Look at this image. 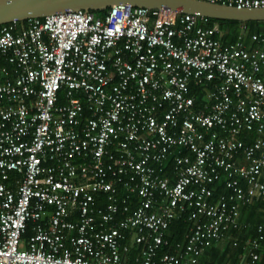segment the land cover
Instances as JSON below:
<instances>
[{
  "label": "built area",
  "instance_id": "1",
  "mask_svg": "<svg viewBox=\"0 0 264 264\" xmlns=\"http://www.w3.org/2000/svg\"><path fill=\"white\" fill-rule=\"evenodd\" d=\"M208 19L117 4L0 24V264H131V244L134 264H195L246 228L247 186L264 197V36L223 42ZM182 213L190 229L161 254ZM262 227L233 264L264 259Z\"/></svg>",
  "mask_w": 264,
  "mask_h": 264
},
{
  "label": "water",
  "instance_id": "2",
  "mask_svg": "<svg viewBox=\"0 0 264 264\" xmlns=\"http://www.w3.org/2000/svg\"><path fill=\"white\" fill-rule=\"evenodd\" d=\"M117 4L197 13L213 19L264 21V8H244L206 0H0V24L41 18L68 10L107 11Z\"/></svg>",
  "mask_w": 264,
  "mask_h": 264
},
{
  "label": "trees",
  "instance_id": "3",
  "mask_svg": "<svg viewBox=\"0 0 264 264\" xmlns=\"http://www.w3.org/2000/svg\"><path fill=\"white\" fill-rule=\"evenodd\" d=\"M93 13L96 16H103L106 13V10L93 11ZM26 22L27 20L17 21L18 24H26ZM214 24L218 25V27L220 28L222 32L221 40L223 42L236 41L241 35L246 36L250 34H262L264 36V21L239 22L236 20L209 18L207 26H212ZM243 27H246V29L242 30ZM208 87L209 86L207 85L205 87L193 88V93L196 99V103H195L196 106H199L201 103L206 101V90L205 89H207ZM172 167H173V159H172V156H170L166 158V160L163 162L162 169L164 173H166L167 175H172ZM242 185L244 187V182H242ZM211 187L213 188L212 200L218 198L220 195H227L229 193V190L225 186L224 176H222L219 180L213 183ZM103 199L104 198H100L98 199V201L96 200V204L98 206H103L105 204ZM135 199H136V196L134 195V200ZM245 205H248V204H245ZM242 206H240V211H241ZM188 214L189 213H182L180 214L178 218L174 219L171 222L165 234V238L169 241L171 245V249H169V247H164L160 251L161 254L165 252L166 250L172 251L173 253L177 251L174 246L176 245V243L182 240V238L185 236V234L188 232L191 226V222L188 220ZM31 234H32V228H31V223L29 222L25 229V232L22 234V240L24 242L27 241L28 238L31 236ZM246 234H248L250 238H255L258 236L255 230L248 231ZM120 243H121V246L125 244L127 245L131 244L129 238L121 239ZM262 244H264V241L262 242ZM140 250H141V246L131 244V249L127 254L129 256V254L132 253V257H129V259L124 260V262L134 264V257L139 254ZM223 255L225 256V254ZM224 256L211 258L207 256L201 257L200 255L195 264H233L235 263L232 260L229 261L228 259L224 258ZM259 264H263V259L260 261Z\"/></svg>",
  "mask_w": 264,
  "mask_h": 264
},
{
  "label": "crops",
  "instance_id": "4",
  "mask_svg": "<svg viewBox=\"0 0 264 264\" xmlns=\"http://www.w3.org/2000/svg\"><path fill=\"white\" fill-rule=\"evenodd\" d=\"M247 42L248 44H252L248 40ZM247 192L251 195L252 201L248 205L242 206L240 211V221L245 224L246 228L240 231L231 230L222 240L210 242L205 246L201 253V257L207 256L212 258L224 256L223 254H225L224 258L234 262H241L246 258L247 243L249 240L253 239L246 233L255 230L258 234L257 229L259 225L263 226L262 229L264 231V197L255 194L253 189L248 186ZM183 239L184 237L181 241H183ZM233 240L238 241L239 246H233ZM124 257H128L127 259H129V257H132V253H130L129 256L126 253Z\"/></svg>",
  "mask_w": 264,
  "mask_h": 264
}]
</instances>
